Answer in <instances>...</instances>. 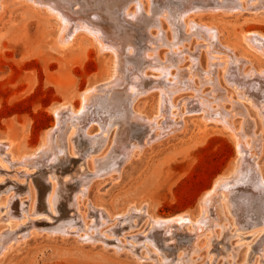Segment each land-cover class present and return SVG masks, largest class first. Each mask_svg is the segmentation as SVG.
Here are the masks:
<instances>
[{"label":"rangeland","instance_id":"374dc122","mask_svg":"<svg viewBox=\"0 0 264 264\" xmlns=\"http://www.w3.org/2000/svg\"><path fill=\"white\" fill-rule=\"evenodd\" d=\"M66 1L72 10L81 12L77 15L91 12L89 16L93 19L99 12L93 19L97 22L108 19L107 8L117 11L119 8L120 27H129L131 33L144 27L146 35L151 33L153 49L147 51L144 58L149 60L148 54L158 58L172 75L168 79H157L160 72L147 67L146 74L142 72L145 82L140 80V89L133 94L121 84L116 85L114 77L110 76L113 60L119 57L120 61L115 59L118 67L124 68L126 58L135 56L134 47L129 51L130 47L125 46V52L118 50L119 56L112 50L99 52L92 36H87L83 30L70 45L66 43L61 47L56 44L61 23L47 14V6L38 4L43 8L39 10L29 3L3 0V10H0V151L4 154H0V159L6 172L0 173V215L12 208L19 212L23 205L28 220L25 223L16 217L3 220L4 224L14 220L20 224L4 230L0 225V234L8 233L0 239V264H264V213L259 221L256 216L253 220L257 209L255 213L248 207L259 205L260 199L264 200V191L251 189L250 183H244L242 188L231 182L234 189L224 192L226 202L219 199L218 192L223 194L221 189L213 195L205 213L200 205L201 197L213 189L217 178L223 175L226 181L236 180L235 163L242 156L233 133L250 143L249 157L257 167L251 170L252 174L264 178V112L252 101L254 96L264 100V78L254 75L264 70V59L242 39L244 34H264V6L260 8V4L256 8L245 0H225L222 3L233 7L231 11L201 9L182 21L178 11L174 12L176 18L173 19L171 9L157 8V0H104L105 11L95 10L97 0ZM169 1L179 8L187 5V0L166 2ZM197 1L193 2L199 9L214 5ZM220 1L215 0L216 5ZM129 2V13L135 15L138 6L143 11L136 22L123 16ZM164 9L167 18L160 16ZM142 20L143 23H138ZM190 20H194L192 27L187 25ZM255 79L262 81L261 93L249 88ZM152 84L171 90L167 93L172 102L167 104L173 117H169L168 109L159 116L160 89H146ZM90 89L95 94L88 102L89 114L107 120L108 133L98 124L88 130L84 122L73 117L70 120L67 117L68 121L65 119L61 125L64 128L57 130L54 109L69 103L73 111L81 110V94ZM198 100L208 105L202 110L190 111L197 109ZM118 106L121 114L113 111L118 110ZM154 118L157 123L153 122ZM135 120L140 121L141 126L145 122L151 124V128L159 126L149 134L151 137L159 134L157 139L148 137L151 143L142 147L143 135L148 133L146 126L137 140V136L133 138L128 134ZM74 121L79 124L77 135H73L69 143L65 140L67 136H63L69 131L68 124ZM225 122L229 125L225 126ZM48 133L53 134L50 136L52 146L61 150L55 160L56 149L50 150L54 156H46L48 152L41 151ZM10 141L12 145L8 149ZM134 143L137 146L133 154L125 157L126 148ZM36 150L39 155L27 161V165L13 159ZM114 163H117L115 170L110 172ZM45 182L57 185L53 209L46 200L40 206L41 184ZM84 187L87 191L82 196ZM61 190L71 195V199L66 201L61 197L59 200ZM78 190L82 191L77 194L82 196V201L77 205L80 210L74 211ZM243 205L246 211L241 210ZM130 207L134 209L128 212ZM182 214L187 217L184 221L177 220L178 223H168L163 228L149 226L148 217L168 219ZM203 214L209 221L199 229L198 221H203Z\"/></svg>","mask_w":264,"mask_h":264},{"label":"bare ground","instance_id":"6f19581e","mask_svg":"<svg viewBox=\"0 0 264 264\" xmlns=\"http://www.w3.org/2000/svg\"><path fill=\"white\" fill-rule=\"evenodd\" d=\"M17 1H21V2H24V3H29L28 5H30V6H32L33 8H35V9H38L39 8V10H41V9H43V8H41L39 5H41V6H47V8L48 9H45V11L47 12V14H49V15H51V16H53L55 19H57L60 23H61V27H60V32H59V34H58V36H57V38H56V44L57 45H59V46H61L62 44H66L67 43V45H70L73 41H74V39H75V37L78 35L77 33L79 32V31H81V30H83V31H85V32H87V36H92V37H90L91 39H92V41H93V43L98 47V50H99V52H103L104 50H112V52L115 54V53H117L116 55L117 56H119L120 54H118V50H121V51H123V52H125V46L127 47V46H129L130 48H128V50L130 51V49L132 50V47H134V51H135V54L133 53V51H132V54H134L135 56H133V57H128V58H126V62H125V65H124V68H119L118 66V64H117V62H118V59H119V57L118 58H115V59H117V62H116V60L114 59L113 60V64H114V66H113V72H112V74H111V76L110 77H114L113 79L115 80V83H116V85L117 84H119L118 86H121L122 85V87H124V88H128L129 90H130V92H132L133 94H136L137 93V90H139L140 89V80H143L142 78L144 77L143 76V74L145 73L146 74V72H144V70L147 68V67H151V68H153V69H156V70H158L160 73V76L157 78V79H161V78H165V79H168V76L169 75H172V72H171V70L170 69H168L167 68V65H165L163 62H159V59L158 58H156V57H152V56H149V54H148V59L149 60H146L145 58H144V56L147 54V51H150V50H152L151 49V46H150V43H152L153 42V39L150 37V35H151V33L150 32H148L147 33V35L145 34V29H144V27H142L141 28V30H137L136 29V31L134 32V33H131L130 32V28L129 27H126V28H123V27H120L119 26V23L120 22H118V18H119V16H118V11H119V8H118V11H117V9L115 8V9H113V8H107V11H105V8H106V2L104 1V0H97L96 2H97V4H96V8H95V10H101V11H105L106 13H108V19H106V20H103V21H101V22H97V21H93V19L94 18H97L98 17V13L97 14H95L94 12V14L95 15H93V19L91 20L90 19V17L91 16H89V14H91V12H89V13H87L86 15H77V14H79V13H81V12H79V13H77L74 9V11L71 9V8H73V7H71V5L69 4V3H67L68 1H66V0H31V1H33V2H30L29 0H17ZM92 1V0H91ZM108 1V0H107ZM123 1V0H122ZM155 1V0H154ZM167 0H157L156 2H158L157 4H155L156 6H157V8H161V9H163V8H165V7H167V8H169V9H171L170 11H171V15H172V18L173 19H175L176 18V16H175V11H178L179 12V14H180V16L179 17H181L182 19V21H186V18L188 17V15H190V14H192V13H197L199 10H209V11H211V12H218V10H220V9H223V10H228V11H231L232 9L231 8H233V7H231V6H227V5H225V4H223L222 3V1H225V0H221L220 2H218V5H216V2H215V0H203L204 2H206V3H210V2H212V3H214V5L212 6V5H210V7H202L201 6V8L199 9L197 6H195L194 5V0H185L186 2H187V5H186V2L184 3L186 6H184V4H183V6L184 7H182V8H179V7H176L175 5H173V2L171 1H169V2H166ZM196 1V0H195ZM219 1V0H218ZM240 1H242V0H240ZM246 2H248V4L251 2V3H253V5H255V7L257 8V7H260L259 5L261 4V7L260 8H262V6H264V0H245ZM254 1L255 2H257L258 1V3H254ZM2 2H3V0L2 1H0V10H3V6H2ZM81 2V1H80ZM112 2H113V0H112ZM111 2V3H112ZM128 2V1H127ZM127 2H125V4L127 3ZM130 2H134V0H130ZM130 2L125 6V11H126V13H124L123 12V16H125L126 18H128V19H132V20H135V22H136V19H139L141 16L140 15H143V11H142V9H141V7L140 6H138V8L134 11V12H136V14L135 15H133V14H131V13H129V5H130ZM197 2H200L201 3V1H197ZM196 2V3H197ZM77 3H79V1H77ZM81 3H83V1L81 2ZM176 3V2H175ZM174 3V4H175ZM39 4V5H38ZM75 4V3H74ZM114 4V3H113ZM123 4H124V2H123ZM238 5H239V3H237ZM247 4V5H248ZM37 5V6H36ZM77 5V4H76ZM81 6H82V4H80ZM122 5V4H121ZM203 5H205V4H203ZM250 5V4H249ZM39 6V7H38ZM78 6V5H77ZM91 6V5H90ZM116 6V5H115ZM155 6V7H156ZM217 6V7H216ZM80 7V6H79ZM181 7V6H180ZM78 8V7H77ZM82 8V7H81ZM152 8V7H151ZM159 8V9H160ZM241 8V7H240ZM243 8V7H242ZM85 9V8H84ZM153 9V8H152ZM254 9V8H253ZM77 10V9H76ZM166 9H164V11H162V13L160 14V16L162 15V16H165V18H167V11H165ZM235 10V9H234ZM256 10H259V9H256ZM122 10L120 9V12H121ZM207 11H204V12H207ZM208 11V12H209ZM1 12L2 11H0V14H1ZM86 12V11H85ZM87 12H88V10H87ZM152 12V11H151ZM157 12V11H156ZM155 12V13H156ZM159 12V11H158ZM169 12V11H168ZM77 13V14H76ZM154 13V12H153ZM152 13V14H153ZM105 14V13H104ZM178 14V15H179ZM102 15H103V13H102ZM121 15V14H120ZM171 15H169V16H171ZM100 17V16H99ZM171 18V19H172ZM100 19H101V17H100ZM146 19H148V17H147V15H146ZM81 20V21H80ZM145 21V20H144ZM194 21V20H193ZM193 21L192 20H190V23H187V25H191V27L192 26H194L193 25ZM125 22H126V20H125ZM128 22H131L130 20L128 21ZM138 22V21H137ZM172 22V21H171ZM173 22H175V21H173ZM122 23H124V22H122ZM138 23H143V20L141 21V22H138ZM196 25V24H195ZM202 25V24H201ZM148 26H149V24H148ZM181 26H183V25H181ZM204 26V25H203ZM202 27V26H201ZM129 28V29H128ZM195 27H193V29H194ZM206 28V27H205ZM207 29H208V27H207ZM215 30V29H214ZM200 31H202V30H200ZM200 31H198V32H200ZM208 31V30H207ZM177 32V31H176ZM178 32H180V31H178ZM209 32V31H208ZM212 32V31H211ZM202 33V32H201ZM210 34V33H209ZM211 35H213V33L211 34ZM215 35H217V33H215ZM203 36H205V35H203ZM208 36V35H207ZM210 36V35H209ZM210 37H212V36H210ZM213 37H215V36H213ZM212 37V38H213ZM217 38V37H216ZM243 41L252 49V50H254L261 58H263L264 59V34H262V33H252V34H244L243 35ZM212 40V39H211ZM212 42V41H211ZM214 44V43H213ZM61 47H63V46H61ZM128 52V51H127ZM129 53V52H128ZM131 53V52H130ZM174 53V52H173ZM229 56H231V55H229ZM119 61H120V59H119ZM122 65V64H121ZM160 65V66H159ZM215 65V64H214ZM236 65V64H235ZM237 66V65H236ZM129 68H131V70H129ZM200 70V69H199ZM213 70V69H212ZM237 70H238V68H237ZM237 70H235L236 71V73H237ZM142 72H144V73H142ZM259 73H254V75H255V77H260V78H264V70L263 69H261V71H258ZM198 73V72H197ZM240 73V72H239ZM243 73H245V72H243ZM242 73V74H243ZM201 74H203V72L201 73ZM207 74V73H206ZM229 74V73H228ZM241 74V75H242ZM251 73H249L248 74V76L250 75ZM240 75V76H241ZM244 75V74H243ZM234 76V75H233ZM247 76V75H246ZM234 78V77H233ZM259 78V79H260ZM146 79V78H145ZM145 79L143 80L144 82H145ZM238 79V78H237ZM239 79H241V77L239 78ZM238 79V80H239ZM113 80V81H114ZM244 80V79H243ZM251 80V79H250ZM112 81V80H111ZM236 81V80H235ZM241 81H242V79H241ZM238 83H240L239 81H237ZM262 82V81H261ZM261 82H259V81H257L256 79L253 81V83L249 86V88L250 89H257L258 90V92L259 93H261L262 91L260 90V87H259V85L261 84ZM114 83V82H113ZM148 83V82H147ZM166 83V82H165ZM235 83V82H234ZM237 83V84H238ZM242 83H243V81H242ZM244 83H246V82H244ZM250 83V82H249ZM262 83H264V82H262ZM121 84V85H120ZM173 84H175V83H172V85ZM247 84H248V82H247ZM145 85H146V83H145ZM160 85V84H159ZM158 84L157 85H154V84H152V85H150V86H148L146 89L147 90H150L151 88H159L160 89V95H161V105H160V115L159 116H161V115H163L164 113L166 114V110L168 109L169 110V106H168V104H167V102H169L170 101V98H169V95H168V93L167 92H170L168 89H165V88H163L161 85L159 86ZM171 85V84H170ZM183 86V85H182ZM240 86V85H239ZM243 86V85H242ZM246 86V85H245ZM248 87V86H247ZM93 89H94V87H93ZM248 89V88H247ZM92 89H90V90H86L84 93H82L81 94V98H82V109L81 110H75V111H73L72 110V106L69 104V103H66V104H64L63 106H62V108H56V109H54V112H55V114H56V116H57V120H58V129L57 130H60L59 129V127H61V125H63L62 123L64 122V120L65 119H67V117H69L68 119L70 120L72 117L73 118H76V119H78V120H80V122L82 121V122H84V124L83 125H85L86 126V129H88V127H90L91 125H93V124H98L99 126H100V128L103 130V132L104 131H106L105 129H106V127H109V126H107V124H106V122H107V120H103L102 118H96V117H93L92 115H94V114H92V115H90L89 114V100H90V96L93 94H95L94 92H92L91 91ZM118 90V89H117ZM153 91V90H152ZM253 91V90H252ZM148 92V91H147ZM251 92V91H250ZM256 92V91H255ZM131 93V94H132ZM258 93V94H259ZM143 94V93H142ZM251 95V94H250ZM264 95V94H263ZM117 96V95H116ZM115 96V97H116ZM132 96V95H131ZM259 96H262V95H260L259 94ZM264 97V96H263ZM172 99V98H171ZM262 99V98H261ZM250 100H252V98L250 99ZM101 101V100H100ZM135 101V100H134ZM252 101H254V106H256L257 107V109H260V108H263V110H261V113L262 112H264V100H260L259 99V97H253V100ZM170 102H172V101H170ZM193 103H194V101H192ZM263 102V103H262ZM196 103H198L197 105H198V107H196L197 109H193V110H190V111H192V112H194V111H198V110H202V107L204 108V107H206V105H208L207 103H201L199 100H198V102H196ZM116 104V103H115ZM121 105V104H120ZM186 105V104H185ZM196 105V106H197ZM113 106V105H112ZM126 107H127V105H126ZM91 108V107H90ZM115 108H116V105H115ZM122 107H120V109H121ZM64 110H67L66 112H62V111H64ZM126 110V109H125ZM172 110V109H171ZM113 111H115V112H121L122 111V109L121 110H119V106H118V110H113ZM163 111H165V112H163ZM189 111V112H190ZM169 112H170V110H169ZM168 112V113H169ZM122 113V112H121ZM120 113V114H121ZM170 114V115H169ZM168 115H169V117H173V114L170 112ZM128 115H130V114H128ZM98 116V115H97ZM158 116V117H159ZM71 117V118H70ZM156 117V116H155ZM157 117V118H158ZM166 117V116H165ZM120 118V117H119ZM129 118V117H128ZM127 118V119H128ZM142 118V117H141ZM68 119H67V121H68ZM136 120H138L139 118H135ZM167 119V118H166ZM123 120V122H125L124 121V119H122ZM133 120V119H132ZM136 120H135V122L133 123V128L131 129H129L128 131V134L129 135H132L133 136V138H134V136H137L138 138H136L135 140H137V139H139V138H141V135H142V132L145 130V128H144V126H146V128H147V135H143L144 136V138H143V144H141L142 145V147L143 146H146L148 143H151L150 141H147V139H148V137H150V139L151 140H153V139H157V135H159V134H156V133H154V137H151L149 134H150V132H152V131H155V130H157V128L159 127L158 125H156V126H158V127H155L154 125V128H151V124L149 125V124H147L146 122L144 123V126H141L142 124H140V121L139 122H136ZM153 120V119H152ZM144 121V120H143ZM153 122L154 123H157L156 122V118H154V120H153ZM165 122V121H164ZM65 123V122H64ZM108 123V122H107ZM170 123V122H169ZM77 124H78V122L77 121H74V122H71L70 124H68V128H69V131H68V133H67V135H65V136H63V137H66L67 136V139H65L66 141L68 140L69 141V143H71V140H72V137H73V135H75V132H76V130H78V129H76V127H77ZM128 124V123H127ZM166 124V123H165ZM170 124H172V123H170ZM65 125V124H64ZM79 125V124H78ZM81 125V124H80ZM125 125V124H124ZM168 124H166V126H167ZM224 125L225 126H227V125H229L227 122H225L224 123ZM67 126V125H66ZM152 126V127H153ZM160 127H161V125H160ZM165 127V126H164ZM168 127H170V125L168 126ZM231 127V126H230ZM62 128H64V127H61V129ZM79 128V127H78ZM156 128V129H155ZM108 129V128H107ZM161 129V128H160ZM64 130V129H63ZM89 130V129H88ZM87 130V131H88ZM143 130V131H142ZM234 130V129H233ZM241 130V129H240ZM239 130V131H240ZM53 130H51V132H52ZM125 131V130H124ZM54 132V131H53ZM84 132V131H83ZM102 132V131H101ZM107 133H108V131H106ZM235 132H236V130H235ZM241 132V131H240ZM60 133V132H59ZM86 133V132H85ZM84 133V134H85ZM145 133V132H144ZM237 133V132H236ZM56 134V133H55ZM65 134V131H64V133H62V135H64ZM104 134V133H103ZM245 134V133H244ZM53 134L52 133H48L47 135H46V138H45V140H44V143H43V148L41 149V151L43 150V151H45L46 150V152H48V153H45L46 154V156H47V154L49 155V156H54L53 154H52V149L54 148V149H56L55 148V146L53 147L52 146V140H51V138H50V136H52ZM60 135V134H59ZM77 135V134H76ZM75 135V136H76ZM153 135V134H152ZM161 135V134H160ZM61 136V135H60ZM104 136H105V134H104ZM121 136V135H120ZM162 136V135H161ZM246 136V135H245ZM233 137H234V139H235V143H236V145H237V147H238V152L240 153V155L242 156L239 160H237L236 161V163H235V170L237 171V177L236 176H234V177H236V180H234L233 179V181H226V180H224L223 178H222V176H220L221 178H217L216 179V181L214 182L215 183V185L214 186H212L213 187V189L212 190H210V191H206V193L205 194H203V197H201V199H200V205L202 206V209H203V213H205L206 212V210H207V205L210 203V201L211 200H213V195L215 194V193H217L219 190L221 191V189H223L221 192L224 194H220V192H218V195H219V199H221V201L223 200V201H225V199L227 198V194H225L224 192H226L227 190L229 191L231 188H232V186H230V184H231V182H233L234 183V185L235 186H238V187H240V186H242V188H244L243 187V184L244 183H250L251 184V186L248 184V187L250 186V188L251 189H253V190H256V191H264V178L263 179H259V178H256L253 174H252V171L251 170H253L254 169V166L256 167V165H255V163H253V162H251V161H253V159L251 158V157H249V152L251 151V149H250V147H249V142L247 141V140H242V139H239L238 138V136L235 134V133H233ZM242 138V137H241ZM122 139V138H121ZM244 139V138H243ZM54 140V139H53ZM74 140V139H73ZM91 140V139H90ZM103 140V139H102ZM101 140V141H102ZM119 140V139H118ZM134 140V141H135ZM11 142V141H10ZM93 142V141H92ZM2 143V142H1ZM99 143V141H97V143H96V145H99L98 144ZM101 143V142H100ZM116 143V142H115ZM123 143V142H122ZM121 143V144H122ZM128 143V142H127ZM93 144V143H92ZM117 144V143H116ZM125 144V143H124ZM136 144H138V142L136 143ZM135 143L134 144H131V146L129 147H127L126 148V155H127V153H128V155L126 156L125 154H124V156L125 157H130L132 154H133V152H134V149L133 148H136L135 146H137ZM12 145V142L10 143V144H8V146H7V148L9 149L10 148V146ZM134 145V146H133ZM139 145V144H138ZM99 147V146H98ZM121 147V146H120ZM120 147H119V150H120ZM139 147V146H138ZM141 147V148H142ZM254 147V146H253ZM6 148V149H7ZM118 148V147H117ZM77 149V148H76ZM95 149V148H94ZM123 149V148H122ZM259 149V148H258ZM38 150V149H37ZM37 150L36 151H34L32 154H30V155H21L20 157H13V159H17V161H19L20 160V163H24V164H26L27 165V161H31V160H33L34 158H37V156L39 155V152H37ZM50 150H52V151H50ZM57 150V153L54 151V153L56 154L55 156H54V160L57 158V154L59 153V152H61V150H58V149H56ZM78 150V149H77ZM83 150V149H82ZM257 150V149H256ZM4 151H5V149H4ZM76 151V150H75ZM98 151V150H97ZM121 151V150H120ZM123 151H124V149H123ZM90 152H93L92 150L90 151ZM95 152H96V150H95ZM122 152V151H121ZM44 153V152H43ZM73 153H76V152H74V149H73ZM0 154H4V152L3 151H0ZM8 154H11L10 152L8 153ZM42 154V153H41ZM44 155V154H43ZM257 156V155H256ZM249 157V158H248ZM94 158V157H93ZM93 160H95V159H93ZM92 160V161H93ZM257 160V159H256ZM44 161H45V159H44ZM63 161V160H62ZM93 163V162H92ZM96 163V162H95ZM116 164L117 163H114L113 165H112V167L110 168V172H112V171H114L115 170V166H116ZM70 165V164H69ZM93 165H94V163H93ZM64 166H65V164H64ZM72 167V166H71ZM95 167V166H94ZM94 167H93V169H94ZM4 165H3V159L1 158L0 159V173H4V172H6L5 170H4ZM53 168V167H52ZM70 168V167H69ZM73 168V167H72ZM64 169V168H63ZM66 169V168H65ZM97 169V168H96ZM256 169H257V167H256ZM56 170V169H55ZM68 170V169H67ZM67 170H66V172H67ZM69 171V170H68ZM71 171H73V170H71ZM94 171H95V169H94ZM257 171V170H256ZM54 171H52V173H53ZM233 172H234V170H233ZM56 173V172H55ZM71 173V172H70ZM93 175V174H92ZM232 175V174H231ZM230 175V176H231ZM78 176V175H77ZM233 176V175H232ZM94 177H95V174H94ZM98 177V176H97ZM260 177V176H259ZM264 177V176H263ZM47 178V177H46ZM78 178V177H77ZM83 179V178H82ZM46 181V180H45ZM77 181V180H76ZM75 183V182H74ZM232 183V184H233ZM16 185V184H15ZM80 185V184H79ZM77 186V185H76ZM81 186H82V184H81ZM234 186V187H235ZM245 186V185H244ZM65 187V186H64ZM73 187V186H72ZM83 187V186H82ZM211 187V188H212ZM87 188V187H86ZM210 188V189H211ZM64 189V188H63ZM71 189V188H70ZM82 189V188H81ZM84 189V191H83V194H82V196L86 193V191L87 190H85V187L83 188ZM232 189H234V188H232ZM36 190V189H35ZM65 190V189H64ZM66 191V190H65ZM249 191H250V189H249ZM40 194H41V200H42V203H41V205L40 206H42V204H43V202L45 203V200L46 201H48V203L51 205V209H53V202H56V200H57V198H56V193H57V185L55 184V183H50V182H45V184H41V190H40ZM80 192H82V191H80V190H78L77 192H76V197H75V203H74V211L75 210H78L79 209V207L77 208V205L79 204V203H81V201H82V196L80 197V196H78L77 194L78 193H80ZM232 192V191H231ZM234 192V191H233ZM233 192H232V194H233ZM243 192V191H242ZM251 192V191H250ZM239 193V195H240V192H238ZM253 193V192H252ZM251 193V194H252ZM245 194H247V193H244V195ZM254 194V193H253ZM86 195V194H85ZM84 195V196H85ZM217 195V194H216ZM243 195V196H244ZM17 196V195H16ZM232 196V195H231ZM233 196H235V195H233ZM248 196V195H247ZM13 197V196H12ZM11 197V198H12ZM36 197V196H35ZM62 197V198H61ZM215 197V196H214ZM242 197V196H241ZM249 197V200H250V195L248 196ZM251 197H253V199H254V197L255 198H257V195H251ZM9 199H10V197H8ZM8 198L6 199V201L5 202H8ZM13 198H16V197H13ZM59 198V200H60V198L61 199H65L66 201H68V199L70 200L71 199V195H65V193H63V190H61V192H60V196L58 197ZM246 198V197H245ZM19 199V198H18ZM231 199H233V198H231ZM259 199V198H258ZM40 200V201H41ZM216 200V199H215ZM239 200H240V198H239ZM256 200V199H255ZM14 201V200H13ZM235 201V200H234ZM238 201V200H237ZM15 202V201H14ZM17 202H19V201H17ZM16 202V203H17ZM226 202V201H225ZM260 203H259V205H256V204H250L248 207H249V209H250V211L251 212H255L256 213V210H254V209H257V215H255L254 213V216H253V220H254V217L259 221L261 218V214H263L264 213V208H263V206H264V200L261 198L260 199V201H259ZM62 203V202H61ZM219 203V202H218ZM250 203V202H249ZM5 204H7V203H5ZM232 204H235V202L234 203H232ZM13 205V204H12ZM5 206V205H4ZM19 206V205H18ZM22 207H23V205H21ZM46 206V205H45ZM80 206V205H79ZM257 206H258V208H257ZM13 207H14V205H13ZM22 207L20 208V206H19V208H20V210H19V212L17 211V209H13L12 208V211H6V213L5 214H3V215H0V225H1V229H3L4 230V228H16L20 223L18 222V221H11V222H8V223H3V220L5 219V220H7V219H9V218H19V219H23V223H25V221L26 220H28V217H27V215L26 214H24L23 213V210H22ZM44 207V206H43ZM42 207V208H43ZM209 207V206H208ZM212 207V206H211ZM245 206L243 205L242 207H241V210L244 208ZM6 208H8V206L6 207ZM215 208V207H214ZM73 209H71V210H73ZM134 208L133 207H130L127 211L128 212H130L131 210H133ZM235 209L237 210V208L235 207ZM80 210V209H79ZM239 210V209H238ZM243 211H246V208H244L243 209ZM102 212V211H101ZM250 212V213H251ZM214 213H216V212H214ZM236 213V212H235ZM79 214V213H78ZM105 214V213H104ZM243 214H246V213H243ZM238 215V214H237ZM75 216V215H74ZM76 216H78V215H76ZM150 216V215H149ZM152 216V215H151ZM189 216V215H188ZM216 216V215H215ZM249 216L251 217V215L249 214ZM64 217V216H63ZM102 217V219H103V215L101 216ZM106 217V216H105ZM241 217V216H240ZM245 217V216H244ZM62 218V217H61ZM75 218V217H74ZM149 218V226L152 224L153 225V228L154 227H158V228H163V227H165L166 226V224H170V223H173V222H175V223H178V221H184L185 219H187V217L186 216H184V214H182V215H176L175 217L173 216V218H168V219H161V218H156V217H148ZM210 218V217H209ZM76 219V218H75ZM80 219H82V218H80ZM239 219V218H238ZM246 219V218H245ZM178 220V221H177ZM202 222L201 221H198V225H197V228H203V225L204 224H206L205 222H208L207 221V218L206 217H204V214L202 215ZM251 220V219H250ZM263 220V219H262ZM73 222H74V219H73ZM77 222V221H76ZM217 222V221H216ZM257 222V221H256ZM246 223V222H245ZM22 224V223H21ZM75 224V223H74ZM168 224V225H169ZM218 224V223H217ZM241 224H244L243 222L241 223ZM263 224V223H262ZM261 224V225H262ZM77 225V224H76ZM98 225H100V224H98ZM247 225V224H246ZM248 225H250V224H248ZM253 225H255V223L253 224ZM75 226V225H74ZM148 226V227H149ZM176 226H177V224H176ZM179 226V225H178ZM242 226V225H241ZM258 226V225H257ZM98 227V226H97ZM96 227V228H97ZM168 227V226H167ZM169 227H171V226H169ZM179 227H181V226H179ZM84 228V227H83ZM86 228V227H85ZM157 228V229H158ZM87 229V228H86ZM171 229V228H170ZM174 229V228H173ZM2 230V231H3ZM178 230V229H177ZM88 232V230H85V232ZM154 231V230H153ZM68 230H66L65 231V234H68ZM149 232V231H148ZM160 232V231H159ZM8 233H7V231H4V233H1L0 234V239H1V237L3 236V235H7ZM31 234V233H30ZM49 234V233H48ZM90 234V233H89ZM104 234V233H103ZM91 235H93V234H91ZM99 235V234H98ZM102 235V234H101ZM100 235V236H101ZM53 236V235H52ZM145 237V236H144ZM87 238H89V237H87ZM93 238V237H92ZM103 238H104V235H103ZM107 238V237H106ZM146 238V237H145ZM82 239V238H81ZM84 239H86V236H85V238ZM89 239H91V238H89ZM88 239V240H89ZM144 239V238H143ZM112 240V239H111ZM264 242V241H263ZM17 243V242H16ZM16 243H14V244H16ZM157 243V241H155V244ZM159 243V242H158ZM157 245H159V244H157ZM207 244L205 243V246H206ZM13 246V244L10 246V247H12ZM163 246H164V244H163ZM261 252V251H260ZM263 257V256H262Z\"/></svg>","mask_w":264,"mask_h":264}]
</instances>
